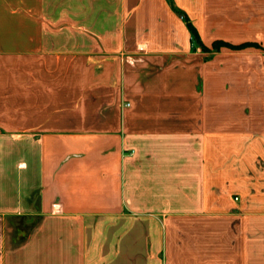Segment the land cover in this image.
Returning a JSON list of instances; mask_svg holds the SVG:
<instances>
[{
  "label": "crops",
  "instance_id": "0c3cea01",
  "mask_svg": "<svg viewBox=\"0 0 264 264\" xmlns=\"http://www.w3.org/2000/svg\"><path fill=\"white\" fill-rule=\"evenodd\" d=\"M174 2L0 0V264H264V0Z\"/></svg>",
  "mask_w": 264,
  "mask_h": 264
},
{
  "label": "trees",
  "instance_id": "16d2710c",
  "mask_svg": "<svg viewBox=\"0 0 264 264\" xmlns=\"http://www.w3.org/2000/svg\"><path fill=\"white\" fill-rule=\"evenodd\" d=\"M168 1L170 2L171 6H172V7H173L178 13H180V14L183 16V18L185 19V21H186V23H187L189 29H190L191 32H192V36H193L192 38H193V41L199 43L200 45L203 46L204 49L208 50V47L202 43V41H201V39H200V36H199V33H198L197 29L195 28V26H194V25L192 24V22L190 21L188 15H187L185 12H183V11H181L180 9L177 8V6L175 5L174 0H168ZM220 43H221V42H220ZM218 47H219L218 43L215 44V48H218Z\"/></svg>",
  "mask_w": 264,
  "mask_h": 264
}]
</instances>
